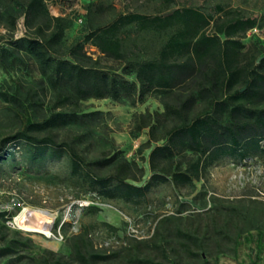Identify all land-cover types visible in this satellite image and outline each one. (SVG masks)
Segmentation results:
<instances>
[{"label": "trees", "instance_id": "16d2710c", "mask_svg": "<svg viewBox=\"0 0 264 264\" xmlns=\"http://www.w3.org/2000/svg\"><path fill=\"white\" fill-rule=\"evenodd\" d=\"M75 1L0 0V24L8 31L0 38V67L9 75L23 70L39 75L33 83L18 80L11 92H0L17 123L0 139V176L3 164L15 159L9 151L18 148L33 166L68 158L71 176L91 186L99 200L139 203L161 185L196 189L220 161L245 162L264 154V38L248 37L255 29L264 31V7L258 18L221 4L212 12L185 7L165 14L173 0H163L161 13L148 17L91 2L84 35L68 44L73 21L52 15L49 3ZM21 19L25 34L16 38ZM88 46L99 56L89 55ZM90 100L131 107L158 102V109L136 113L131 121L133 137L147 135L137 154L148 164V177L147 169L122 150L88 157L91 131L80 134L68 127L102 119L100 111H83ZM29 112L34 119L25 122ZM145 178L143 185L134 184ZM10 219L0 212L1 258H10L21 245L7 240ZM165 222L160 219L147 240L128 238L127 264L204 261L208 240L200 230L178 229L176 242L162 244L157 240ZM212 228H218L215 221ZM214 244L223 249L224 244ZM142 246L155 255H141ZM55 257L45 251L42 264H65ZM119 257V251L98 248L87 229L72 246L77 264H108Z\"/></svg>", "mask_w": 264, "mask_h": 264}, {"label": "rangeland", "instance_id": "374dc122", "mask_svg": "<svg viewBox=\"0 0 264 264\" xmlns=\"http://www.w3.org/2000/svg\"><path fill=\"white\" fill-rule=\"evenodd\" d=\"M91 2L111 3L119 13L153 17L158 15L163 0H77L71 6H56L49 3L54 16H67L73 26L67 32V43L82 38L86 31L87 5ZM240 9L245 16L258 18L264 7V0H173L168 12L185 7L202 8L212 12L218 5ZM7 29L0 24V38L7 37ZM23 19L18 23L15 37L24 36ZM248 37L264 38V31L249 32ZM6 43V39L2 40ZM89 55L99 56L96 49L88 46ZM26 70L9 75L0 67V92H11L18 80L25 84L39 78L34 70ZM160 107L155 100L144 105L131 107L124 102L111 100H90L84 103V112H102V119L83 126L68 127L76 133L91 131L87 139L90 143L86 154L90 159L99 158L102 152L122 150L131 160L142 163L137 154L138 147L147 140L145 133L135 137L131 131L133 115ZM8 104L0 99V139L13 132L17 123L12 117ZM25 122L34 119L32 113L23 117ZM15 159L3 164L0 176V212H8L9 230L7 240L19 242V250L10 258H1L0 264H42L45 251L53 252L65 264H77L72 258V246L78 236L87 229L96 246L111 252H120L118 259L108 264H127V249L131 230L139 240L153 236L154 228L160 219H166L162 226L159 243L176 242L175 232L182 230H200V235L208 240L204 261L185 259L180 264H264V154L257 159L245 162L223 160L209 170L204 181L196 183V189L187 187L177 189L172 185H161L153 189L139 203L124 201L105 202L95 198V190L83 180L70 174V161H46L38 165H29L21 149L9 151ZM150 150L145 152L147 157ZM143 182L134 183L141 186ZM24 209L47 212L51 226L49 234L29 232L15 225L14 219ZM220 231L216 233L213 222ZM104 224L117 229L112 232ZM222 243L220 250L214 242ZM1 246V244H0ZM126 247V246H125ZM142 246L141 255L152 256L153 249ZM107 264V263H104Z\"/></svg>", "mask_w": 264, "mask_h": 264}, {"label": "bare ground", "instance_id": "6f19581e", "mask_svg": "<svg viewBox=\"0 0 264 264\" xmlns=\"http://www.w3.org/2000/svg\"><path fill=\"white\" fill-rule=\"evenodd\" d=\"M50 216L47 212L31 211L30 209H24L14 219L15 225L22 230L29 232H36L42 234H49L51 228L48 220Z\"/></svg>", "mask_w": 264, "mask_h": 264}, {"label": "built area", "instance_id": "2783aa9c", "mask_svg": "<svg viewBox=\"0 0 264 264\" xmlns=\"http://www.w3.org/2000/svg\"><path fill=\"white\" fill-rule=\"evenodd\" d=\"M251 32H253V33H258V30H253V31H251ZM135 231L134 230H131V234H129V236H131V237H134V238H136L137 236L135 235Z\"/></svg>", "mask_w": 264, "mask_h": 264}]
</instances>
